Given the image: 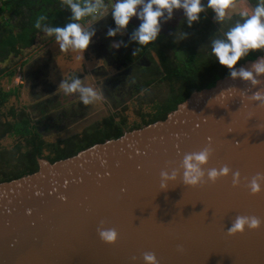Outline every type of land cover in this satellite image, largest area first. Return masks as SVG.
Masks as SVG:
<instances>
[{
    "label": "water",
    "instance_id": "obj_1",
    "mask_svg": "<svg viewBox=\"0 0 264 264\" xmlns=\"http://www.w3.org/2000/svg\"><path fill=\"white\" fill-rule=\"evenodd\" d=\"M260 87L223 76L163 119L1 181L0 264H144L147 252L157 264H264V179L257 194L248 188L264 176V106L248 99ZM206 146L204 168L229 174L188 187L180 161ZM173 169L161 188L160 172ZM237 215L261 224L229 236ZM99 228L115 229L116 241H101Z\"/></svg>",
    "mask_w": 264,
    "mask_h": 264
},
{
    "label": "flooded vegetation",
    "instance_id": "obj_2",
    "mask_svg": "<svg viewBox=\"0 0 264 264\" xmlns=\"http://www.w3.org/2000/svg\"><path fill=\"white\" fill-rule=\"evenodd\" d=\"M239 1L249 9L253 7L250 0H244L245 3L231 0L230 6ZM113 2L102 0L104 8L95 18L88 16L79 22L82 27L91 25L95 29L82 61L75 60L72 52L60 53L48 37L47 52L23 54L6 67L13 75L4 74V77L14 80V85L6 88L0 77V87L14 89V95L0 109V121H4L3 114L9 107H14L16 118H28L32 143H42L37 161L48 160V154H51L48 144H58L61 148L69 144L76 146L107 137L117 130L124 133L139 128L146 125L145 120L160 115L186 87L184 79L174 74L176 48L191 43V40L195 43L197 32L210 29L214 22L212 10L205 8L200 21L189 28L184 25L182 11L174 10L173 19L161 25L157 40L140 46L129 40V33L139 23L135 17L123 34L106 37L107 29L114 27L110 15ZM67 22L69 19L60 25ZM181 33L187 35L182 39ZM115 41H124L127 47L111 48ZM65 63L67 70L61 71V64ZM194 70L195 67L188 72ZM71 78H79L85 85L99 88L103 94L101 101L83 105L76 99L77 94H64L58 89L62 79ZM160 88H163L161 92ZM2 131L0 149H15L18 143L25 145L27 142L20 134L11 136L0 126Z\"/></svg>",
    "mask_w": 264,
    "mask_h": 264
},
{
    "label": "clouds",
    "instance_id": "obj_3",
    "mask_svg": "<svg viewBox=\"0 0 264 264\" xmlns=\"http://www.w3.org/2000/svg\"><path fill=\"white\" fill-rule=\"evenodd\" d=\"M69 10V22L63 26H42L39 17L35 22L36 28H42L45 35L51 37L57 44L59 52H72L75 60L82 61L85 50L88 48L95 29L82 27L79 23L82 18L97 14L104 8L102 0H63ZM231 0H114L111 4L110 15L114 27L108 28L105 35L112 38L118 33L123 34L130 20L135 17L139 22L129 33V40L136 45L145 46L156 41L161 25L173 19L174 10H181L185 26L191 28L193 23L200 21V14L205 8L212 10L213 19L219 23L226 17V9L230 7ZM108 14V12H107ZM242 22L235 23L223 34V38H214L210 41V51L215 57V62L228 70L231 79L239 78L247 81L252 86H257L264 81L258 77L264 75V56L258 57L246 69L236 68L237 62L246 58L250 52L264 50V0H258L256 5L244 8L239 12ZM103 15L101 16V18ZM187 33H181L183 39ZM127 47L124 41H115L111 48ZM58 89L64 94H77L76 99L83 105L95 104L102 99V91L90 85H85L79 78L62 79ZM222 93V92H221ZM248 99L258 102V106H264V88H258L252 92ZM212 149L208 146L196 152L185 153L180 161V180L188 186L194 187L201 184L205 176L208 182H215L218 177L229 174L230 169L225 165L217 168L205 169ZM232 184L236 186L239 181V172H232ZM177 170L170 172L161 171V188L166 187L167 181H175ZM264 179L260 173L249 181L250 194H257L261 190L258 181ZM261 221L256 216L237 215L226 230L229 236L242 233L246 228L255 230L259 228ZM98 236L101 241L112 244L116 241L117 232L113 228H99ZM144 264H157L153 253L147 252L142 256Z\"/></svg>",
    "mask_w": 264,
    "mask_h": 264
},
{
    "label": "trees",
    "instance_id": "obj_4",
    "mask_svg": "<svg viewBox=\"0 0 264 264\" xmlns=\"http://www.w3.org/2000/svg\"><path fill=\"white\" fill-rule=\"evenodd\" d=\"M250 2L254 7L258 0H250ZM238 4H241L240 9L242 10L248 8L241 2L232 4L226 9L228 15L226 14L223 21L219 23L214 21L210 29L197 32L195 43L191 40V43H184L176 48L177 62L174 74L177 73L179 77L184 79L186 83L185 90H181L175 100L163 108L160 115L145 120L144 124L163 119L193 90L210 87L217 79L228 75V70L215 62V57L210 51V41L214 38H223L224 32L235 23L242 22V18L239 16L241 10L237 6ZM233 6H236L239 10L236 11L237 8L234 7L235 9L230 12ZM66 12L69 13V10L63 0H0V59L8 57L10 54L18 55L20 49L32 45L36 34L42 31V28L34 26L39 17L43 16L45 18L41 21L42 26H61L60 20ZM263 53L264 50L250 52L246 58L238 61L234 67ZM193 67H195V70L188 72ZM2 73L10 77L13 75V71L6 68L0 69V75ZM11 95H14V89L4 90L0 87V109L4 108ZM3 119V122L0 121V126L3 127L4 131H9L11 136L20 134L27 142L25 145L18 143L15 149L4 147L0 149V182L36 171L38 168L37 157L40 155L38 153L42 146L40 141L32 143L31 139L33 137L29 132L28 118L25 116L16 118L14 107H9L3 114ZM2 133L3 131L0 132V135ZM121 134L122 132L117 130L116 133L107 137L94 139L76 146L69 144L62 148L58 144H48V149L51 152V154H48V161L53 162L66 158L94 143L102 142L108 138H116ZM29 143L31 144L29 145Z\"/></svg>",
    "mask_w": 264,
    "mask_h": 264
},
{
    "label": "rangeland",
    "instance_id": "obj_5",
    "mask_svg": "<svg viewBox=\"0 0 264 264\" xmlns=\"http://www.w3.org/2000/svg\"><path fill=\"white\" fill-rule=\"evenodd\" d=\"M244 1V0H242ZM246 1V0H245ZM244 1V3H245ZM240 2V1H239ZM238 8L240 9L241 7V4H238L237 5ZM237 8L236 6H233L232 10L230 12L233 11V9ZM236 9V11H238L239 9ZM242 10V9H240ZM226 14L228 15L227 11H226ZM23 16V15H22ZM69 16L70 14L68 12H66L65 15L62 16V19L60 20V23H62L63 21H65L66 19L68 20L69 19ZM20 18V17H18ZM17 19V18H16ZM52 44H55V46H57V44L55 42H53ZM48 36L45 35V33L42 31H39L35 38H34V42L32 43L31 46H28V47H25V48H22L20 49V53L19 55H15V54H10L8 57L4 58V59H0V69L2 68H6L8 67L9 65H11L12 63H14L17 59H18V56H22L23 54H26V55H29V54H34V55H37V54H40L41 52L44 53V52H47L48 51ZM30 56V55H29ZM37 57V56H36ZM33 60V59H31ZM67 63H65L64 65L61 64V71H66L67 68ZM1 78V81H2V84L7 88V87H10L11 85H14L15 81H11V80H8L6 79V77H4V73H2L0 75ZM160 92L163 90V88H160ZM39 96H36V98H38ZM12 101V97L10 98ZM27 101L29 102L28 100V97L26 98ZM65 100V99H64ZM13 102V101H12ZM130 110V109H129ZM130 114V113H128Z\"/></svg>",
    "mask_w": 264,
    "mask_h": 264
}]
</instances>
